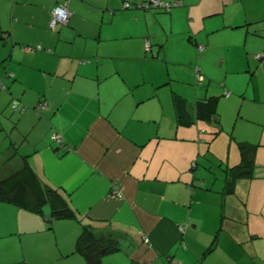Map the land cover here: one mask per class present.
<instances>
[{
  "label": "crops",
  "instance_id": "1",
  "mask_svg": "<svg viewBox=\"0 0 264 264\" xmlns=\"http://www.w3.org/2000/svg\"><path fill=\"white\" fill-rule=\"evenodd\" d=\"M64 1L0 0V132L75 213L49 229L48 208L0 203L1 236L24 254L5 264H86L83 228L117 241L102 264H264V0H68L50 30ZM209 98L217 115L201 121ZM22 166L0 159V179Z\"/></svg>",
  "mask_w": 264,
  "mask_h": 264
},
{
  "label": "trees",
  "instance_id": "2",
  "mask_svg": "<svg viewBox=\"0 0 264 264\" xmlns=\"http://www.w3.org/2000/svg\"><path fill=\"white\" fill-rule=\"evenodd\" d=\"M225 95L229 96L230 94L225 93ZM173 104L177 124L180 126L189 125L191 122L180 115L184 101L176 96L173 98ZM216 108V98L203 100L195 106L196 117L201 121H211L217 115ZM16 153L18 152L16 151ZM20 157L23 166L0 179V203H9L40 216H43L44 208H48L49 217L46 220L48 222L75 219L74 211L59 192L48 185L41 184L27 163V157L23 155ZM242 169L244 168L242 167ZM230 175L231 170L227 176V184L232 183L229 179ZM117 247L118 243L115 239L110 237L97 238L84 228L76 243V251L85 259L86 264H102L103 258L114 253L118 249Z\"/></svg>",
  "mask_w": 264,
  "mask_h": 264
},
{
  "label": "rangeland",
  "instance_id": "3",
  "mask_svg": "<svg viewBox=\"0 0 264 264\" xmlns=\"http://www.w3.org/2000/svg\"><path fill=\"white\" fill-rule=\"evenodd\" d=\"M193 76V74H192ZM8 131L6 132H0V159H6L8 156H13L14 151H17L19 155H22L20 151H23V142H19V135L16 133L10 132L9 135ZM7 135V136H6ZM23 140V139H22ZM6 150H9V152H6ZM215 161L216 158H215ZM216 173V171H214ZM217 174V173H216ZM41 220H44L43 218H40ZM46 226L50 229L52 226L53 221H45ZM81 232V231H80ZM45 236L46 235H39L37 238H31V240L36 241V243H41L45 241ZM25 236H23V240H25ZM66 239V234H63V236H59L58 240H65ZM20 240L19 235L15 236H1L0 232V264H5L8 261L11 260L12 257L15 258H20L24 254H20L18 250L22 251L21 249H17L18 247L16 246V242ZM20 246V245H19ZM17 255L19 257H17ZM36 255V253H35ZM30 256H33V254H30ZM17 264H22V263H17ZM34 264V263H33Z\"/></svg>",
  "mask_w": 264,
  "mask_h": 264
},
{
  "label": "built area",
  "instance_id": "4",
  "mask_svg": "<svg viewBox=\"0 0 264 264\" xmlns=\"http://www.w3.org/2000/svg\"><path fill=\"white\" fill-rule=\"evenodd\" d=\"M68 2H69L68 0H65L61 5L56 6L51 11L50 13L51 18L49 22L50 30H54L57 26L66 25L68 23L69 18H70V13L68 11ZM178 6H180L178 2L169 3V2L162 1V0H150L147 4H138V5H131L128 2H124L123 4L124 9H136V8L137 9H154V10H162L165 12H169L172 8L178 7ZM144 47L146 51L150 50L149 40H145ZM202 50L203 48L201 46L197 47L198 54H200ZM194 76H195L196 83L201 84V82L203 81V76L200 74L199 67L194 68ZM12 108L14 111H16L17 110L16 104H14ZM36 109L37 110L44 109V106L38 105ZM54 138L58 143H61V140L58 137L55 136ZM117 192L118 191L116 189L113 190V193H117ZM180 231H182L181 228H180Z\"/></svg>",
  "mask_w": 264,
  "mask_h": 264
}]
</instances>
